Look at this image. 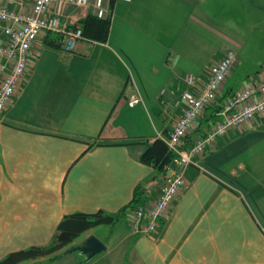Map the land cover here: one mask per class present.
<instances>
[{
    "label": "crops",
    "instance_id": "crops-1",
    "mask_svg": "<svg viewBox=\"0 0 264 264\" xmlns=\"http://www.w3.org/2000/svg\"><path fill=\"white\" fill-rule=\"evenodd\" d=\"M106 2L104 41L80 38L64 50L60 34L38 35L0 112V259L49 244L66 215L101 211L118 217L101 223L112 239L101 240L105 249L91 259L67 251L17 264H264V113L218 137L196 164H174L185 185L156 236L134 234L128 223L132 200L160 191L163 175L155 177L140 155L170 131L183 107L173 106L181 91L201 87L210 66L235 51V67L190 125L187 145L221 119L228 96L262 77L264 57L257 73L243 61L257 57L252 44L264 52V40L251 37L264 24V0ZM31 3L22 0L18 8ZM65 12L80 21L92 9ZM186 75L196 86L185 83ZM132 94L141 102L130 106Z\"/></svg>",
    "mask_w": 264,
    "mask_h": 264
},
{
    "label": "built area",
    "instance_id": "built-area-1",
    "mask_svg": "<svg viewBox=\"0 0 264 264\" xmlns=\"http://www.w3.org/2000/svg\"><path fill=\"white\" fill-rule=\"evenodd\" d=\"M107 0H32L28 10L18 8L22 0H0V112L12 100L15 88L27 66L29 51L33 42L42 32H54L61 35L64 50L73 48L75 40L85 38L78 19H73L67 7L82 11L91 7L97 17L110 15ZM62 16H64L63 19ZM80 18V17H77ZM87 39V38H86ZM237 62L236 53L228 49L214 62L209 73L199 88L195 77L186 75L184 81L192 88H185L176 98L173 106L183 102L181 113L166 136H159L173 153L175 165L181 169L189 164H196V156L207 147L213 146L218 137L232 129L240 127L248 120L264 113V73L262 77L240 87L228 96L217 113L221 119L209 127L203 134L185 146L184 137L190 125L194 123L210 105ZM165 89L162 88V95ZM173 94L174 91L170 90ZM141 102L138 94L128 98V104ZM164 103V99L160 98ZM167 166L160 184V191L153 199H140L131 203L129 212L130 230L137 235L154 237L165 223L173 203L185 178L181 172H173ZM171 171L167 174V171Z\"/></svg>",
    "mask_w": 264,
    "mask_h": 264
},
{
    "label": "trees",
    "instance_id": "trees-1",
    "mask_svg": "<svg viewBox=\"0 0 264 264\" xmlns=\"http://www.w3.org/2000/svg\"><path fill=\"white\" fill-rule=\"evenodd\" d=\"M109 18V15L106 17H97L93 13H87V15L79 21L85 38L104 41L109 28ZM140 160L155 167V177H158L166 173L167 166H169L173 160V153L168 149L167 144L162 139L156 138L148 144L143 152H141ZM139 194L132 200L133 203L142 198V192ZM116 217H118V215L105 214L101 211L93 214L75 212L66 215L58 223L56 233L49 244L43 246L34 245L11 251L0 259V264H17L23 260L45 255H49L51 259H54L66 253L67 249L70 247V243L84 231L97 224L110 223L116 219Z\"/></svg>",
    "mask_w": 264,
    "mask_h": 264
},
{
    "label": "rangeland",
    "instance_id": "rangeland-1",
    "mask_svg": "<svg viewBox=\"0 0 264 264\" xmlns=\"http://www.w3.org/2000/svg\"><path fill=\"white\" fill-rule=\"evenodd\" d=\"M261 17L264 18V14H261ZM251 37L257 38L260 41L261 40H264V24H263V22L260 23L258 26H255L251 30ZM251 47H252V49H254V51H253L254 54L253 55L254 56H257V57L255 58V60L252 63H250L249 61H247L246 59H244V61H243L244 64L243 65H244V68H248V67L250 68V66H252V67L255 66V69L253 70V71H255L256 69L260 68L259 66H261V65H259L260 63H257L258 62L257 60L259 58L261 59V57H264V52H262L261 50H259L257 48L255 50V44L250 45V48ZM244 49H249L248 44H246L244 46ZM252 49H251V51H252ZM263 68H264V65H263ZM258 70H256L255 73H257ZM120 223H123V221L120 220ZM110 229L111 228H110V226L108 224H100V225L98 224V226H96V227H94V228L91 229V232L93 234H95V236L98 237L100 240H102L103 242L106 243V242H111V239H112L111 237H110V239H108V233L110 232ZM24 263H27V262H24ZM101 264H106V263L103 262Z\"/></svg>",
    "mask_w": 264,
    "mask_h": 264
},
{
    "label": "water",
    "instance_id": "water-1",
    "mask_svg": "<svg viewBox=\"0 0 264 264\" xmlns=\"http://www.w3.org/2000/svg\"><path fill=\"white\" fill-rule=\"evenodd\" d=\"M174 160L170 163V168L174 166ZM170 170L167 174H170ZM105 249V244L98 239L94 234H89L86 236L83 241L79 244L72 245L67 249L68 252L77 251L81 255L84 256V260H89L99 252Z\"/></svg>",
    "mask_w": 264,
    "mask_h": 264
}]
</instances>
